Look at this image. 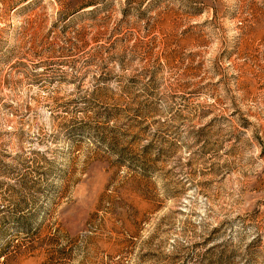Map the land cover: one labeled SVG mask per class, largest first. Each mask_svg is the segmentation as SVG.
I'll return each instance as SVG.
<instances>
[{"label": "rangeland", "instance_id": "obj_1", "mask_svg": "<svg viewBox=\"0 0 264 264\" xmlns=\"http://www.w3.org/2000/svg\"><path fill=\"white\" fill-rule=\"evenodd\" d=\"M0 264H264V0H0Z\"/></svg>", "mask_w": 264, "mask_h": 264}]
</instances>
